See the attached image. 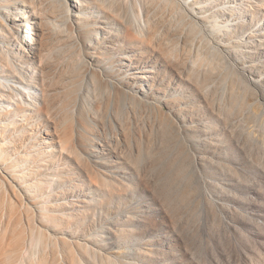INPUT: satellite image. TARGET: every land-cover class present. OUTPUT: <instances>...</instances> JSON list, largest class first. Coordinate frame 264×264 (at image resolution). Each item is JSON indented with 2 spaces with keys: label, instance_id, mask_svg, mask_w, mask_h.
Masks as SVG:
<instances>
[{
  "label": "rangeland",
  "instance_id": "rangeland-1",
  "mask_svg": "<svg viewBox=\"0 0 264 264\" xmlns=\"http://www.w3.org/2000/svg\"><path fill=\"white\" fill-rule=\"evenodd\" d=\"M105 1L119 20L99 48L71 49L79 83L0 64V93L50 132L22 253L0 264H264V0ZM76 110L63 151L54 129Z\"/></svg>",
  "mask_w": 264,
  "mask_h": 264
},
{
  "label": "bare ground",
  "instance_id": "bare-ground-1",
  "mask_svg": "<svg viewBox=\"0 0 264 264\" xmlns=\"http://www.w3.org/2000/svg\"><path fill=\"white\" fill-rule=\"evenodd\" d=\"M4 1L7 0H0V6ZM172 1L184 5V0ZM49 2L52 4L37 7L35 0H9V4L13 7L8 10L9 17L2 15L3 10L0 8V38L6 42L0 45V50L2 49L0 64L3 61L19 70L21 62L36 59L40 79L46 82L51 73L52 76H57L55 88L58 87L57 85L59 88H65L69 81L79 83L84 73L82 68L84 63L75 57L76 52L71 49L99 48L103 37L100 35L106 32V24L113 20L118 22L119 17L114 7L105 0H84L83 7L76 5V2H81L80 0H49ZM86 8L88 9L85 10ZM126 22L121 37L130 41L133 30L131 22ZM22 33L25 34L24 38ZM17 50L18 53L20 50L18 62L15 61V58H18ZM128 65L132 66L133 61L130 60ZM103 71L107 73L108 68H103ZM144 73L146 74L139 73L133 78L140 77L143 80L148 78L147 72ZM94 74L97 75L96 72ZM122 80H125L124 77ZM43 85L47 90L49 84L43 83ZM8 91L7 94L0 93V230L3 227L6 231L9 229L7 232L12 241L8 244L0 243V259L6 258L7 249L12 251L10 256L13 257L19 258L22 253L25 229L22 231L21 228L24 226L19 227V223L23 222V219L29 221L36 215V208L31 205L34 202L31 198L32 179L36 172L40 174L37 167H30V162L39 160L36 156L43 151L42 145L47 143L46 138H50L49 128H40L36 120H33L36 104L28 101L25 106L21 101L14 99L11 90ZM13 114L17 118H11ZM78 117L82 118V112L76 110V115L67 114L64 118L61 123L62 130L58 128L60 125L55 126L54 132L58 137L56 141L63 151L73 146L75 130L79 123H83L82 119L77 121ZM28 131L32 134V138ZM38 145L41 147H37ZM46 146L49 148V145ZM3 218L6 220L5 226L1 224ZM4 230L3 234L6 233ZM35 234L39 236L41 233L36 230Z\"/></svg>",
  "mask_w": 264,
  "mask_h": 264
}]
</instances>
